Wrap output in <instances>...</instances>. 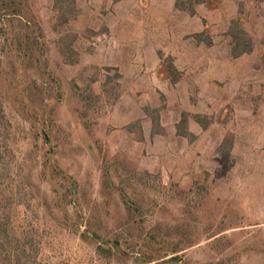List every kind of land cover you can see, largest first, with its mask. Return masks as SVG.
I'll return each instance as SVG.
<instances>
[{
    "label": "rangeland",
    "instance_id": "rangeland-1",
    "mask_svg": "<svg viewBox=\"0 0 264 264\" xmlns=\"http://www.w3.org/2000/svg\"><path fill=\"white\" fill-rule=\"evenodd\" d=\"M25 2L44 57L37 70L28 61L0 70V115L9 125L0 130V226L9 234L0 264H143L163 256L151 264H264V146L250 137L264 126V2L197 8L206 29L185 42L213 41L230 52L227 32L241 17L253 52L236 59L231 115L211 109L206 92L201 113L198 85L189 82L187 97L169 99L187 133L171 153L163 141L144 148L137 119L158 133L160 119L172 117L168 101L112 66L131 55L134 37L106 33L105 12L81 0L64 4L66 25L55 0ZM191 123L204 131L189 135ZM239 128L251 129L250 138ZM104 174L113 190L102 189Z\"/></svg>",
    "mask_w": 264,
    "mask_h": 264
},
{
    "label": "crops",
    "instance_id": "crops-1",
    "mask_svg": "<svg viewBox=\"0 0 264 264\" xmlns=\"http://www.w3.org/2000/svg\"><path fill=\"white\" fill-rule=\"evenodd\" d=\"M81 1L87 9L92 7L105 12L102 18L106 25V33L118 36V34L122 35L127 32L134 37L132 43L135 44L130 48L131 55L122 54L121 58L119 60L116 58L112 64V66L119 67L125 81L134 84L147 83L150 87L148 92L160 94L168 101V108L172 105L170 98L176 100L177 97L188 96L186 94L188 86L185 85L187 82L196 84L198 85L196 96L200 99L196 106L201 113L204 111V102H206H202L201 99H208V96L204 94L206 92L216 100L211 109L216 107V111L220 110L223 116L232 114L235 91L231 87V81L237 60L230 57L227 46L217 45L213 41L208 42V45L200 42L192 43L194 40L192 37L189 42L184 41L187 35H200L206 29L202 21L197 19V11L193 17L177 12L175 10L176 0H123L119 3H114L113 0ZM205 15L211 14L205 12ZM205 17L207 16H203ZM188 20H192V26L187 25ZM172 28L176 30L173 32ZM144 35L148 37L143 46L139 39ZM118 40L124 51L122 45L124 41ZM125 49L127 51V48ZM165 54L170 55V60L162 58ZM168 68L172 71L169 72ZM172 74L177 76L176 79L172 78ZM204 83H206V90L202 87ZM168 114L172 117L164 121L162 117L160 131L155 134L151 133V124L148 120L146 121L145 116L137 118L141 119L144 148L159 145L163 141V146L169 148L168 151L171 153L173 142L184 138L178 135L177 128L180 119L177 112L169 108ZM194 127L200 133L204 131L203 128L191 123L187 131L189 135L193 134ZM260 128L262 132L258 138L251 133L250 137L264 146V126L261 125ZM238 131L243 135L251 129L239 128ZM242 137L250 138L246 134Z\"/></svg>",
    "mask_w": 264,
    "mask_h": 264
},
{
    "label": "trees",
    "instance_id": "trees-1",
    "mask_svg": "<svg viewBox=\"0 0 264 264\" xmlns=\"http://www.w3.org/2000/svg\"><path fill=\"white\" fill-rule=\"evenodd\" d=\"M121 1L123 0H113L114 3H119ZM257 1L264 2V0ZM66 2L74 6L76 0H55L54 2L56 10L60 14L62 25H66L69 22V20L65 18V12L63 10ZM218 3L219 0H176L175 10L193 17L196 15L198 7L204 6L208 10H213ZM242 24L243 19L239 17L231 22L227 32V37L230 39V57L232 59H239L253 52L252 40L243 30ZM41 39V28L28 10L25 0H0V70H2L5 62L11 63L12 61H15V64L21 68H24L23 63L28 61V65H25L29 70L42 68L41 58L44 57V47L41 43ZM67 63L72 66L75 65L77 61L70 60ZM168 70L169 72L172 71L171 68H168ZM1 76L2 73L0 71V78ZM0 99L2 98L0 97ZM4 119V116L0 115V130L2 129V131L9 129V125ZM183 125H185V120L182 119L180 126L177 128L178 135L180 137H187V133L183 130ZM113 188L108 174H104L102 178V189L107 192L113 190ZM120 197L125 199L124 195H120ZM127 205H130L128 207L130 212L136 211V209L132 208L133 204L128 202ZM8 236V232H6L1 225L0 241L7 239ZM117 245V243L114 244V246ZM178 252L179 249L175 248L172 250L171 254H177ZM165 258L166 256L161 258L150 257L146 258L142 263L151 264L156 261H163Z\"/></svg>",
    "mask_w": 264,
    "mask_h": 264
},
{
    "label": "built area",
    "instance_id": "built-area-1",
    "mask_svg": "<svg viewBox=\"0 0 264 264\" xmlns=\"http://www.w3.org/2000/svg\"><path fill=\"white\" fill-rule=\"evenodd\" d=\"M105 38V37H104Z\"/></svg>",
    "mask_w": 264,
    "mask_h": 264
}]
</instances>
